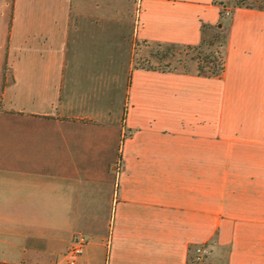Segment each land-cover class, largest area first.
Here are the masks:
<instances>
[{
  "label": "crops",
  "instance_id": "0c3cea01",
  "mask_svg": "<svg viewBox=\"0 0 264 264\" xmlns=\"http://www.w3.org/2000/svg\"><path fill=\"white\" fill-rule=\"evenodd\" d=\"M220 75L134 64L198 44ZM264 264V7L0 0V264Z\"/></svg>",
  "mask_w": 264,
  "mask_h": 264
},
{
  "label": "rangeland",
  "instance_id": "374dc122",
  "mask_svg": "<svg viewBox=\"0 0 264 264\" xmlns=\"http://www.w3.org/2000/svg\"><path fill=\"white\" fill-rule=\"evenodd\" d=\"M229 5L234 0H226ZM226 25L205 30L203 40L195 46L135 40L134 64L164 69L196 71L198 62L212 59L221 63ZM207 69V66H206Z\"/></svg>",
  "mask_w": 264,
  "mask_h": 264
},
{
  "label": "built area",
  "instance_id": "2783aa9c",
  "mask_svg": "<svg viewBox=\"0 0 264 264\" xmlns=\"http://www.w3.org/2000/svg\"><path fill=\"white\" fill-rule=\"evenodd\" d=\"M221 5V10L223 15L228 17L231 15L233 10V5H229L226 0H215ZM89 237L81 232H76L72 235L70 243L65 250V264H80L79 256L82 253L86 243L88 242ZM194 255L193 260L195 264H203L210 252V247L207 243H198L193 246Z\"/></svg>",
  "mask_w": 264,
  "mask_h": 264
},
{
  "label": "trees",
  "instance_id": "16d2710c",
  "mask_svg": "<svg viewBox=\"0 0 264 264\" xmlns=\"http://www.w3.org/2000/svg\"><path fill=\"white\" fill-rule=\"evenodd\" d=\"M232 5H233V7H235V6L264 7V0H234L232 2ZM221 13L223 14L222 10H221ZM202 40H203V38H202ZM198 44H194V45H191V46H195V45H198ZM206 66H207V69H206ZM223 67H224V59H223V57H222L221 63H218V64L215 63L214 60L209 59V60H207L206 63L198 62L196 72L199 73V74H206V75H220L222 70H223ZM183 71H187V70H183Z\"/></svg>",
  "mask_w": 264,
  "mask_h": 264
}]
</instances>
